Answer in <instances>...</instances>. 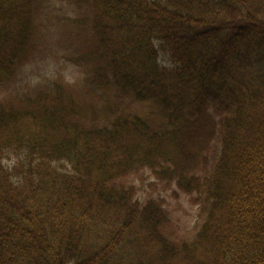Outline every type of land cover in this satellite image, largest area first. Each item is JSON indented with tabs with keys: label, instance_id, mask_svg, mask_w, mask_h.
Returning <instances> with one entry per match:
<instances>
[{
	"label": "trees",
	"instance_id": "1",
	"mask_svg": "<svg viewBox=\"0 0 264 264\" xmlns=\"http://www.w3.org/2000/svg\"><path fill=\"white\" fill-rule=\"evenodd\" d=\"M56 4L81 82L21 85ZM0 264H264V0H0Z\"/></svg>",
	"mask_w": 264,
	"mask_h": 264
},
{
	"label": "rangeland",
	"instance_id": "2",
	"mask_svg": "<svg viewBox=\"0 0 264 264\" xmlns=\"http://www.w3.org/2000/svg\"><path fill=\"white\" fill-rule=\"evenodd\" d=\"M66 9H61L60 4L48 7L44 15V32L45 36L40 44L36 60L27 63L18 73L21 74V85L50 81L57 78H64L70 84L78 87L83 75L82 68L74 65L70 59L69 46L65 36V28L62 25L65 20ZM66 21V20H65ZM160 47V59L171 63L170 54ZM85 98H90L88 95ZM53 165H57L54 163ZM59 165V164H58ZM59 165V169H63ZM66 167V166H64ZM152 182L153 178L145 179L138 183V194L140 197L154 191ZM167 207L173 216L177 231L181 235H186L194 226L196 221L197 205L191 201V198L178 192L176 195L167 190L166 194Z\"/></svg>",
	"mask_w": 264,
	"mask_h": 264
}]
</instances>
